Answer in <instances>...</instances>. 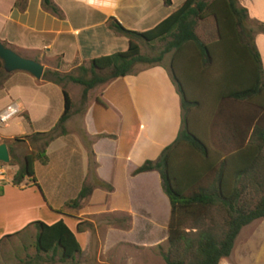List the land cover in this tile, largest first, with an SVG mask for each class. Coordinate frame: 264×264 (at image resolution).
Listing matches in <instances>:
<instances>
[{
	"label": "crops",
	"instance_id": "crops-1",
	"mask_svg": "<svg viewBox=\"0 0 264 264\" xmlns=\"http://www.w3.org/2000/svg\"><path fill=\"white\" fill-rule=\"evenodd\" d=\"M53 1L63 17L47 10L43 0H0V40L7 42L20 55L41 62L45 70L52 67L43 58L58 57L60 65L68 71L93 58L128 49L129 39L110 28L111 18L128 29L146 31L185 2ZM237 1L257 26L255 43L264 69V27L261 26L264 25V0ZM200 25L212 37L207 41L199 36L215 46L218 42L215 21L214 28L210 18L200 20L197 29ZM169 54V63L164 62L167 54L160 63L146 65L135 73L102 85L99 95L94 94L98 86L90 90L86 112H74L67 121V133L47 147L49 164L35 162V182L15 185L12 180L16 172L9 176L6 172L3 174L4 179L0 181L4 187L0 194V240L33 221L52 224L63 219L81 244L82 252L78 259L83 262L100 264L107 260L109 264H167L157 253V247L168 241L172 210L161 174L157 170L136 175L133 172L146 160L158 159L163 150L174 143L182 128L181 96L171 73L173 60L185 73L189 71L191 78L196 74L203 77L207 69L217 68L218 71L212 75L217 85V90L213 91L212 112L206 122V137H201L208 144L214 143L212 149L218 153H222L223 145L233 138L229 133L225 135L222 128L226 119L222 114H230V99L224 98L220 89L226 71L215 66L214 61L208 63L194 43ZM19 72L22 73H13L14 79L7 77L0 86V114L10 105L18 106L19 114L28 112L32 125L18 116V124L24 127V136L52 129L64 111L63 87L43 78L37 79L29 72ZM237 73L240 74L239 71ZM75 101L74 98L73 102L78 106ZM193 101L198 105L192 107L189 115H195L203 104L197 99ZM50 117L52 122L43 126ZM228 119L231 126L236 124L241 132V111L231 113ZM2 124L5 123L0 122V126ZM192 129L199 135L197 125H192ZM0 138L10 140L14 137L0 132ZM237 139H241V133ZM191 151L187 144H180L173 150L174 161L179 165L177 174L187 176L189 173L194 177L201 173V184L205 185L203 168L201 171L199 168L185 170L183 163ZM94 179L105 181L112 188L97 185ZM86 184L94 188L81 206H66V202L76 198ZM159 208H164L165 216L159 215ZM103 214H110V221L100 219ZM83 218L92 222L94 227L83 228L79 232L77 225L84 221ZM98 220L108 224V227L105 224L108 229L106 236L100 233ZM93 236L94 242L91 241ZM17 238L0 243L1 250L13 243L15 260L6 263L17 262ZM134 245L141 247L138 253H134ZM219 264H264V218L241 229L231 254L222 258Z\"/></svg>",
	"mask_w": 264,
	"mask_h": 264
},
{
	"label": "trees",
	"instance_id": "trees-1",
	"mask_svg": "<svg viewBox=\"0 0 264 264\" xmlns=\"http://www.w3.org/2000/svg\"><path fill=\"white\" fill-rule=\"evenodd\" d=\"M166 2L170 3L171 0ZM43 6L63 17L53 0H43ZM208 18H213L216 24L218 42L215 46L196 32L198 22ZM249 22L251 17L248 11L240 7L237 0H185L170 16L146 31L128 29L111 18L110 28L129 39L128 49L89 60L78 67L79 75L62 74L60 67L47 68L42 78L61 85L65 99L64 111L56 125L48 131L10 140L0 138V143L7 142L10 154L16 142L30 140L31 144L40 143L38 148H31L21 163L18 162L20 167L13 177V184L35 182V162L49 164L47 147L57 137L67 133L66 124L74 112H86L90 90L137 72L139 64L160 63L167 54L183 49L188 43L196 44L208 63L214 61L215 66L226 71L220 86L224 98L247 101L264 108V69L255 43L256 31L248 26ZM156 42L164 45L159 54L150 56L142 53L143 43L153 47ZM4 44L8 45L6 42ZM176 66L173 60L171 73L181 96L182 128L174 143L166 147L158 159L146 160L133 175L152 170L161 174L163 188L172 207L169 247L167 251L161 250L166 263L219 264L222 258L231 254L241 229L264 218V120L260 117L256 120L249 141L237 139L241 132L236 124L230 125L229 134L234 138L228 143L231 148L223 149L222 153L214 152L189 124V108L198 103L188 98ZM5 72L0 58V75ZM69 82L82 85L78 106L65 87ZM75 106L77 109H74ZM23 116L32 125L29 114L23 113ZM180 144H187L192 149L183 163L185 170L199 168L201 171L203 168L205 185L201 184V173L194 177L189 173L187 176L177 174L179 165L174 161L173 150ZM16 162L12 156L10 163ZM100 184L112 188L105 181H100ZM93 188L92 185H84L79 195L68 200L66 206L80 207ZM249 192L258 194V198L246 197ZM214 209L224 213L220 234L215 233L219 223L212 215ZM82 225L83 221H79V232L84 230ZM32 228L35 233H32ZM13 237L20 240L15 245L18 249L15 254L17 262L4 264H85L78 259L82 252L81 244L63 219L52 224L33 221L20 231L5 235L0 243H6Z\"/></svg>",
	"mask_w": 264,
	"mask_h": 264
},
{
	"label": "rangeland",
	"instance_id": "rangeland-1",
	"mask_svg": "<svg viewBox=\"0 0 264 264\" xmlns=\"http://www.w3.org/2000/svg\"><path fill=\"white\" fill-rule=\"evenodd\" d=\"M211 22H212V26L214 28V19L210 18ZM248 26L256 29L257 26L253 23V22H249ZM197 32L199 33V35H201V37L205 40H209L212 35L211 33H205L204 29H203V25H200L197 29ZM3 42V41H2ZM4 43V42H3ZM7 43V42H6ZM8 47H10L11 49L14 50L13 47L6 45ZM164 47L162 42H156L154 43L153 47H149L148 45H146L145 43H143L142 45V53L146 54V55H150V56H155L157 54L160 53V51L162 50V48ZM17 52V51H16ZM169 57L170 54H168L166 56V60L164 62L169 63ZM43 60L49 64L52 68H57L59 66H61L59 69L61 71L62 74H66V73H71L74 75H79L80 74V70L79 68H74L70 71H68L67 69H65V67H63L61 64V60L56 57L53 59H46L43 58ZM146 65L144 64H139L137 65V69L139 68H143ZM177 71H178V75L180 76L184 86H185V90H186V94L188 96V98L190 100H194L197 99L200 102H202L205 105H201L200 110L195 112V115H188V119H189V124L192 126L197 125L198 127V132L200 136H205V127H206V122H208L209 117L211 116V112H212V104H213V100H214V95H213V91L217 90V85L215 84V80H213V74H215L218 70L217 68H209L206 71L203 72L204 76L201 77H197L195 74L194 77H190V73L189 71L187 73H185L186 71H183L182 69H180L178 67V65L176 66ZM47 68V67H46ZM15 73H22L19 71H14L11 73H2L0 75V86L3 84L4 81H6L8 78L7 77H13L14 79V74ZM193 73V72H192ZM189 74V75H187ZM11 75V76H10ZM202 75V74H201ZM197 77V78H196ZM66 87H69L70 89H68V91L70 92L73 100L75 98V103L78 105L80 98H81V91H82V85L80 84H74V83H67ZM102 89V85H99L96 89V91L94 92L97 93V95H99L100 90ZM93 93V92H92ZM215 93V92H214ZM62 97V96H61ZM62 99V98H61ZM190 110L192 109V107L190 106L189 108ZM189 110V112H190ZM229 110H230V114L231 113H237L239 111H241V139H245V141H249L251 134H252V128L256 122V120L260 117L264 120V108H260L256 105H252L251 103L247 102V101H237V100H233L230 99V104H229ZM23 113H28V112H22L18 115H15L13 118H11L8 122H6L5 124H2L0 126V132H7L8 134L12 135L13 137H22L24 136V133H22V130L24 129V127L21 124H18V116H21L24 118ZM54 112H52L53 114ZM29 114V113H28ZM230 114L224 115L225 116V120L223 123V130H224V134L228 135L229 133V128L231 125V120L228 119L230 117ZM221 116V117H223ZM52 117V116H51ZM51 117L45 121L43 126H46L48 124H50L52 122ZM196 117V119H194ZM224 118V117H223ZM25 119V118H24ZM25 123V122H24ZM28 129V128H27ZM10 139V138H9ZM12 139V138H11ZM23 139V138H22ZM40 145V143H36V144H31L30 140L27 141H20V142H16L13 144V150L12 153L10 154V156H14L15 159L17 160V162L15 164H11L9 163H5L0 161V170L3 171V173L6 172L7 176H9L10 174H14L15 172H17L19 170V168L17 166L20 167L19 163H21L24 160V157L27 153L30 152L31 148H38ZM211 148H214V143H209ZM226 148H231L230 144L227 143V145H223V149L225 150ZM19 162V163H18ZM53 178V177H52ZM4 177H0V181L3 180ZM13 183V181H12ZM94 183L97 185H101L100 181L97 179H94ZM102 186V185H101ZM104 187V186H103ZM1 190H4V187L2 185H0V192ZM252 197L254 196L255 199L258 198V194L256 193H247L246 197ZM158 198V197H156ZM152 203V202H151ZM49 209V208H48ZM152 209V207H151ZM160 216H165V210L164 208H159L157 209ZM224 213L214 209L212 215L215 216V219L218 221V225L215 228V233H221L223 230V221H224ZM103 217V218H100ZM99 218L102 220H107L110 221L111 217L110 214H103L101 215ZM105 217V218H104ZM83 225L82 227L84 229L87 228H93L94 224L90 221L87 220V218H83ZM87 220V221H86ZM82 221V220H81ZM100 222V223H99ZM105 224L108 227L107 223H101V220H98V226H99V231L102 235L106 236L108 229L105 227ZM225 229V227H224ZM32 233H35V229L32 228ZM94 237H92L91 241L94 242ZM19 238L15 239V243L19 244ZM14 243V244H15ZM168 241L163 243V246H158L157 247V253L161 254V250L167 251L168 250ZM2 248H4L3 250L0 249V264H4L6 262H13L15 259L13 257L12 254V250H13V243L9 244V245H5ZM141 247L138 245H134L133 246V250L134 253H138L137 250H140ZM156 249V248H155ZM104 258H108L107 255L103 256ZM163 257V256H162ZM82 261V260H80ZM83 262V261H82ZM89 262V261H88ZM83 262L85 264H96V263H92V262ZM100 264H109V262L107 260L103 261V263Z\"/></svg>",
	"mask_w": 264,
	"mask_h": 264
},
{
	"label": "water",
	"instance_id": "water-1",
	"mask_svg": "<svg viewBox=\"0 0 264 264\" xmlns=\"http://www.w3.org/2000/svg\"><path fill=\"white\" fill-rule=\"evenodd\" d=\"M0 58L3 61L4 70L7 73L14 71H26L31 73L37 79H42L45 72V65L41 62L24 57L15 50L6 46L0 40ZM11 160L7 142L0 143V161L9 163Z\"/></svg>",
	"mask_w": 264,
	"mask_h": 264
},
{
	"label": "built area",
	"instance_id": "built-area-1",
	"mask_svg": "<svg viewBox=\"0 0 264 264\" xmlns=\"http://www.w3.org/2000/svg\"><path fill=\"white\" fill-rule=\"evenodd\" d=\"M20 109L16 105H10L8 108L0 114V122L6 123L15 115L19 114ZM3 171L0 170V177H3Z\"/></svg>",
	"mask_w": 264,
	"mask_h": 264
}]
</instances>
